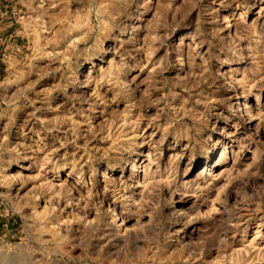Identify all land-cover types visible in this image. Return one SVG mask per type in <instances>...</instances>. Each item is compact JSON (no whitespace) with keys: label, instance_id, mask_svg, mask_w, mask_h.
I'll return each instance as SVG.
<instances>
[{"label":"rangeland","instance_id":"1","mask_svg":"<svg viewBox=\"0 0 264 264\" xmlns=\"http://www.w3.org/2000/svg\"><path fill=\"white\" fill-rule=\"evenodd\" d=\"M238 2L251 5L243 17L258 22L255 32L237 17L226 28L223 16L238 11L232 0H0V264H264V249L251 245L264 243V122L257 129L240 112L246 83L236 86L228 75L255 79L264 102V3ZM81 32L85 40L71 45ZM252 37L261 48L240 58V40ZM113 56L115 76L124 70L127 88L108 78L98 80L101 97L84 94L91 63L94 79ZM22 130L31 146L41 136L46 148L83 167L94 187L85 211L88 222H97L93 228L73 222L55 236L53 219L39 227L37 181L6 180ZM235 136L243 141L239 173L218 211L208 213V193L183 196L180 186ZM149 146L157 165L170 167L172 189L154 187L140 210L124 205L118 237L109 207L125 187L137 192L132 165ZM169 151L178 153L172 165Z\"/></svg>","mask_w":264,"mask_h":264},{"label":"bare ground","instance_id":"2","mask_svg":"<svg viewBox=\"0 0 264 264\" xmlns=\"http://www.w3.org/2000/svg\"><path fill=\"white\" fill-rule=\"evenodd\" d=\"M132 1H135V0H132ZM232 1L234 3H237L238 11L236 14L232 13L231 16H228V15L223 16L224 24L226 25V28L230 26V18L235 19V17H237L239 21H244L245 19L243 17V14L245 13V9H247V7L250 8L251 6V5L246 6V3L240 4L238 0H232ZM246 1L247 0H245V2ZM253 1H254L253 5L264 3V0H253ZM239 7H241V9ZM40 9L43 11L42 6L40 7ZM261 13L262 12L259 11L257 15L258 18L261 16ZM97 14L98 16H100V19H101L102 15H101L100 10L98 11ZM40 20L42 21V23H44L43 19L40 18ZM245 23L249 26L252 32L253 31L255 32V30L258 29L257 28L258 22L256 20H253L251 22L246 21ZM69 32L74 33L76 31L74 27H71L69 28ZM83 33L81 32V34H79L78 36H71L70 37L71 45L78 46L79 43L84 41L85 40L84 37H80V36H83ZM240 41H241V43L239 44L240 53L237 52L239 53L240 58H243L244 52L246 49L249 50L252 48H256L259 50L261 48V43L257 37L253 38L252 40L242 38ZM100 52H102L103 54L106 52V50L100 49ZM191 56H192V53L191 51H189L188 67L192 66ZM105 63H106V66L99 65L98 75L97 77L95 76L94 79H91L92 78L91 77L92 68L94 67V63L93 62L91 63L92 67L84 75V79L82 82L83 84L81 83L83 89H86L84 90V94L91 92L95 94L96 97L98 98L101 97L102 89H101V85H99L98 83V80H102L105 82V80H107L108 78L109 80L107 82L114 80L117 84H120V86L127 88L126 83L128 81L126 82L127 77L126 75H124L125 71L123 70L121 71L120 74L115 76L116 74L115 71L118 69L116 58L114 56L110 57L109 59H107V62ZM230 65L231 64H229V66ZM228 70L230 71V69ZM228 75H229L230 82L235 84L236 86L246 83L245 85L241 86L242 88H239L241 89L242 92L240 94L241 99L238 100L237 107L239 108L240 112L248 118V120L250 121V124L251 125L255 124L256 128L258 129L259 125L262 122H264V102L261 97L262 92L257 91V86L260 83L259 84L257 83L258 84L257 85L255 82V79L250 78L248 80L247 79L248 77L246 78L245 75H242V73H241L242 76H239V77L233 76L231 74H228ZM260 77H262V75ZM257 78H258V75H257ZM246 79L248 80L247 82L245 81ZM72 80L75 83L80 81L78 76H76ZM262 80H264V77H262ZM75 83H71V86L73 88L75 87ZM90 88L92 89L91 91L89 90ZM51 99L53 100V97L47 99L48 101L46 104L50 107L52 105V101H50ZM60 112H62V110ZM103 114L104 112L101 111V115ZM21 134L22 135H21L20 141L15 143L13 148L11 146L12 148L11 152H13L14 154L13 155L14 162L12 163V168L10 170L11 173L8 176H6V180L8 181L9 184H14L16 181L23 182V180H26V178H29L32 176L35 179V181H37L33 189V193H32L33 200L32 201L33 203H35L34 208H33L34 210L33 216L37 219L39 223V227L44 228L47 221L53 219V221L51 222V224H53V227H54V230L52 231V233L55 236H59V234L61 233V230H63L64 227L69 228L73 224V222L82 224L83 226L87 228H93V226H95L97 222L94 220L88 222L87 218L85 217V211L89 207L90 202H92L90 200H92V195H93L92 188L94 187L91 188L88 186L87 181L83 175V167L77 164V162L74 159L62 157L55 150H52V148L51 149L46 148V143L44 144L45 140L41 136H38L37 139L34 140L35 146H31V144L27 143L28 139H27V135L25 134V130H22ZM152 135H151V140L153 139ZM233 138L229 145L225 144V146H223L219 151L215 149L216 148L215 146L212 151V154H216L218 152L217 159L214 160L210 157L204 159L202 161L203 166L200 168V171L198 172L196 179L193 180V182H187V183L182 182L183 184H181L180 186V192L183 196L191 195L197 198L198 191L201 193H205V192L208 193V196H209L208 198L210 200L209 201L210 203L208 202L209 205L207 203L209 207H207L206 209L208 213L209 211H214V212L218 211V209H216V206L219 203V201L224 196L227 195L228 189L232 181L231 177L239 173L240 163H238L237 161L238 160V150L241 148L243 141L241 139H236L237 138L236 136ZM6 139H7V136L5 137L3 136V141ZM208 139L210 140L211 138H208ZM177 140L178 138H175L174 146L175 144H178ZM142 141L144 142L145 138H143ZM135 144H136L135 142L130 143V148H132ZM150 152L151 151H150V146H149V149L145 153L142 152L139 154L141 158L137 162L132 161L133 162V165H132L133 173L136 174V172H139L137 179H136L137 192L128 193L126 191L127 187H125L119 193L118 198L113 197V203L109 207V209H111L112 211L110 212L111 218H112L111 219L112 232H114L118 237L121 236V232L124 229L125 219L124 220L122 219L121 213H120L124 205L131 206L135 210H140L141 201L143 200L145 195L149 191H151L154 187H159V188L161 187V188H165L166 190L172 189V187L170 186L171 184H173L171 181L170 167L165 170H162L161 167L157 165V163L155 162V159H153ZM169 152H170L169 164L172 165V162L174 160H177L178 153H176L175 151L174 152L169 151ZM23 171H27V172L24 173ZM103 178L104 179H103L102 189L105 192L110 191V189L112 188L111 184L108 182L107 179H105L106 177L104 174H103ZM82 189L84 190V192L81 191ZM117 201L120 207L119 210L118 209L116 210ZM183 203H185V201H183ZM192 209L194 210V214L199 213L200 208L198 209L197 207L192 206ZM185 213L186 211L183 212L180 216L185 215ZM68 215L69 216L71 215V217H69ZM58 218L60 219L63 218L65 220L63 222H60L62 220H59ZM252 242H251L252 247H256V249L262 252V250L264 249V243L260 244V245H263V247H261L260 245H257L255 242L253 243Z\"/></svg>","mask_w":264,"mask_h":264}]
</instances>
